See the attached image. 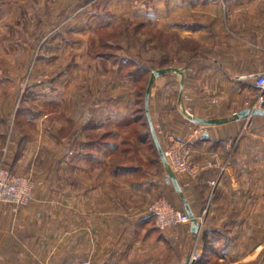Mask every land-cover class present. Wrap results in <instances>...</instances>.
I'll return each mask as SVG.
<instances>
[{
    "label": "rangeland",
    "instance_id": "rangeland-1",
    "mask_svg": "<svg viewBox=\"0 0 264 264\" xmlns=\"http://www.w3.org/2000/svg\"><path fill=\"white\" fill-rule=\"evenodd\" d=\"M155 1L0 0V165L17 176L32 179L33 197L38 191L40 199L51 204L52 179L60 180L61 192L66 193L72 173L81 171L84 158H89L90 173L83 179L80 172L72 182L76 180L79 194L83 181L91 187L92 203L99 198L94 191L98 188L99 166L92 157L103 154L107 158L108 190L114 187L109 168H119L108 161L109 157L120 159L123 167L147 166L153 169L148 170L152 175L163 164L149 134L146 93L155 71L168 69L169 63L179 61L173 51L180 39L165 35L161 16L146 19ZM171 76L173 80H166L165 75L154 79L150 97L151 116L153 119V112L156 115L157 123L154 119L153 122L165 152L169 148L172 151L176 139L166 129L178 122L176 115L187 118L178 105V78ZM188 104V109H184L195 112L194 105ZM246 121L243 135L222 151L208 155L207 160L196 161L206 168L196 175L188 174L198 177L204 169L213 173L205 215L198 216V237L208 244L199 252L198 261L212 247L205 234L210 225L212 239L215 234L222 237V245L216 251L221 254L235 250L232 260L215 264H264V196L225 199L224 209L217 216L223 221L221 224L215 223L216 214L214 219L209 216L219 186L223 190L232 185L249 187L252 194L257 189L264 190V143L259 140L264 136V120ZM189 122L201 128L200 124ZM245 139L249 143L242 145ZM209 162H213L212 167H207ZM164 174L168 179L165 171L158 176L162 179ZM178 197L170 201L160 196L149 207L164 199L186 212ZM110 198L108 203H112ZM244 201L251 205L260 202L262 211L248 213L233 208ZM227 205L234 210L228 212ZM231 239L236 244L229 248Z\"/></svg>",
    "mask_w": 264,
    "mask_h": 264
},
{
    "label": "crops",
    "instance_id": "crops-1",
    "mask_svg": "<svg viewBox=\"0 0 264 264\" xmlns=\"http://www.w3.org/2000/svg\"><path fill=\"white\" fill-rule=\"evenodd\" d=\"M154 15L161 16L166 36L180 39L178 48L173 51L179 61L167 67L181 73L173 71L165 75L166 80H173L172 74L176 76L180 89L184 81L179 109L180 103L187 109L190 103L195 107L193 115L212 119L228 118L254 105L259 94L257 76L264 73V0H156L146 19L153 20ZM164 50L167 53V47ZM155 118L153 112L154 122ZM176 118L178 122L170 124L166 131L190 145L195 162L207 160L216 150L222 151L247 130V121L242 119L205 126L206 132L198 136V127L189 119L179 115ZM251 118L254 122L264 120V116ZM259 140L264 143V136ZM246 143L249 141H242V145ZM88 159L82 160L83 179L90 173ZM106 159L103 154L91 158L99 166L98 188L94 190L99 196L97 203L90 201L91 187L85 181L82 194H79L76 180L72 182V178L80 172H73L66 193L61 192L60 180L49 182L52 189L49 205L40 199L37 191L31 204L19 212L11 205L0 207V264H66L80 259H90L93 264H186L187 261L191 264L194 251L202 252L206 240L195 236L191 225L160 231L155 217L148 212L149 205L160 196L170 201L180 197L165 174L160 178L161 173L166 172L164 164L158 165L152 175L147 166L123 167L120 159L109 157L108 161L119 166L113 167V171L109 168V172H114L109 173L114 185L111 192L105 182L109 177ZM177 176L196 216L205 215L206 202L211 195L212 171L204 169L198 177ZM220 188L209 208L212 214L209 216L214 219L216 214L217 224L223 223L217 216L224 209L225 199L235 201L238 196H264L262 189L252 194L249 187ZM107 198L112 203H108ZM259 203L251 205L244 201L242 205L234 204L233 208L248 213L261 212ZM227 206L228 212L233 209ZM210 227L205 234L212 241V247L204 259L195 264H215L234 258V249L221 254L216 251L222 245V237L215 234L213 240ZM227 244L231 248L236 243L231 239Z\"/></svg>",
    "mask_w": 264,
    "mask_h": 264
},
{
    "label": "built area",
    "instance_id": "built-area-1",
    "mask_svg": "<svg viewBox=\"0 0 264 264\" xmlns=\"http://www.w3.org/2000/svg\"><path fill=\"white\" fill-rule=\"evenodd\" d=\"M257 87L259 94L257 100L251 108H261L264 104V73L257 76ZM250 119V118H248ZM192 121V120H190ZM198 134L203 135L205 126L196 131ZM175 139L174 136H172ZM168 161L176 174L184 173L196 175L199 170L206 168L200 162H194L192 159V149L188 143L183 140L175 139L171 148L166 152ZM216 156V155H215ZM213 162L207 163V167H212ZM219 167V164H214ZM220 175L213 181L216 185ZM35 183L28 177L15 175L10 169L0 165V207L4 205H11L15 212L30 205L33 199V192ZM149 212L152 214L157 223V227L161 230H167L171 227L178 225H191V217L187 212L178 210L171 203L164 199L158 200L156 203L149 207ZM199 251L195 250L192 255V263L197 262L200 258ZM66 264H93L90 259H81L69 261Z\"/></svg>",
    "mask_w": 264,
    "mask_h": 264
},
{
    "label": "water",
    "instance_id": "water-1",
    "mask_svg": "<svg viewBox=\"0 0 264 264\" xmlns=\"http://www.w3.org/2000/svg\"><path fill=\"white\" fill-rule=\"evenodd\" d=\"M171 71L181 73L177 69H171V68L160 69V70H157L154 72L152 80L148 86L147 93H146V111H147V117H148V121H149V125H150V129H151L153 139L155 141V144L157 146L160 158H161V160H162V162L166 168V172L168 174L167 182L171 183L174 186L176 192L180 195L181 200L185 206V210L188 213V215L191 217V232L195 236H198L200 234V231H201L200 221H199L198 217L196 216L195 212L193 211L188 199L185 196L183 187H182V185L178 179L177 174L175 173V171L172 169V167L169 164L168 157H167L166 152H165V150L161 144V141L159 139L158 133L156 131V128H155V125H154V122H153V119L151 116V111H150V97H151L154 79L161 77V76H164ZM183 93H184V81H182V84H181L180 102H182ZM180 107L183 109V114L187 117V119L192 120L193 122L200 124V125H204V126L220 125V124H224V123H228V122H233V121L251 118L254 116H264V104L262 105L261 108L243 109V110L235 113L234 115H232L231 117H228V118H212V119L201 118V117L193 115L187 109H184L182 103H180ZM195 263L196 262H194L193 264H195ZM186 264H189V261H187Z\"/></svg>",
    "mask_w": 264,
    "mask_h": 264
},
{
    "label": "trees",
    "instance_id": "trees-1",
    "mask_svg": "<svg viewBox=\"0 0 264 264\" xmlns=\"http://www.w3.org/2000/svg\"><path fill=\"white\" fill-rule=\"evenodd\" d=\"M150 134V136H152V133L150 132L149 133ZM152 139H153V136H152ZM153 142H154V139H153ZM155 144V143H154ZM206 243H207V241H206ZM208 245V244H207ZM207 245H206V247H207ZM206 249V248H205ZM206 250H204V252H205ZM200 261V260H199Z\"/></svg>",
    "mask_w": 264,
    "mask_h": 264
}]
</instances>
